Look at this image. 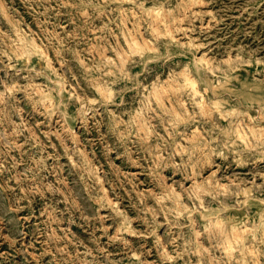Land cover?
<instances>
[{"label":"rangeland","instance_id":"374dc122","mask_svg":"<svg viewBox=\"0 0 264 264\" xmlns=\"http://www.w3.org/2000/svg\"><path fill=\"white\" fill-rule=\"evenodd\" d=\"M0 264H264V0H0Z\"/></svg>","mask_w":264,"mask_h":264}]
</instances>
